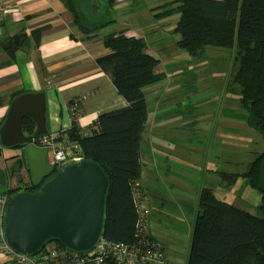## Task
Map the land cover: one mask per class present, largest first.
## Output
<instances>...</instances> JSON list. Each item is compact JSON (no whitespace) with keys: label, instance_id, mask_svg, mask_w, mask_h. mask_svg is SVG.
<instances>
[{"label":"trees","instance_id":"16d2710c","mask_svg":"<svg viewBox=\"0 0 264 264\" xmlns=\"http://www.w3.org/2000/svg\"><path fill=\"white\" fill-rule=\"evenodd\" d=\"M61 1L67 6L71 4L70 0ZM75 1L77 6L69 11L83 38L99 36L114 25L113 19L105 20L108 9H101L103 5L111 7L109 0L104 3L100 0V9L89 8L92 0L89 5L85 2L88 0ZM152 11L155 21L178 15L172 31L178 36L175 46L186 51L191 60L201 58L208 49L231 53L226 90L238 94L247 125L264 142V0H171ZM25 36L18 33L1 42L0 48L12 56L25 42ZM101 42L107 54L99 56L95 63L110 78L127 106L100 114L87 129L79 128L72 119L69 130L55 135L48 132L33 143L39 147L52 144L54 148H62L70 158L96 163L108 180L102 239L127 245L139 241L143 248L151 249L155 239L136 227L138 208H149L140 186L141 135L148 116L145 89L164 81L165 74L156 71L159 59L146 52L143 38L119 31L102 35ZM22 128L26 135L35 132L30 119L23 120ZM257 158L260 170L256 181L253 163L242 174L215 172H219L217 175L225 186L244 178L256 188L260 203L255 214L218 201L210 189L201 188L184 264H264V152ZM58 169L54 164L39 185L34 187L30 181L24 191L38 192ZM16 190L3 194L11 196ZM48 244L64 249L54 240L46 242L45 247Z\"/></svg>","mask_w":264,"mask_h":264},{"label":"rangeland","instance_id":"374dc122","mask_svg":"<svg viewBox=\"0 0 264 264\" xmlns=\"http://www.w3.org/2000/svg\"><path fill=\"white\" fill-rule=\"evenodd\" d=\"M109 1L111 7L103 5L101 9H108L110 18L105 20L113 19L115 26L106 33L125 31L129 36L142 35L147 45L146 52L159 59L156 71L165 74L164 81L145 89V103L151 117L156 116V120L161 118L162 123L174 126L173 136L176 138L172 144L186 148L188 158L184 164L173 161L177 158L171 157L168 173V176L176 175L186 184H172L166 175L160 178L162 189L159 194L178 205L170 204L161 210L149 205L151 232L169 250L178 249L185 256L201 188L210 189L218 201L255 214L260 203V193L255 187L244 178L225 186L218 175L210 171L242 174L253 163V181H256L260 170L257 156L264 152V142L247 125L238 94L226 90L228 62L223 61L226 58L212 55L213 50H207L205 56L191 60L186 51L175 46L178 36L172 31L178 15L163 21L153 19L152 9L171 0ZM85 2L89 5V0ZM184 135L189 138H180L186 137ZM181 141L185 142L180 146ZM177 153L183 155L182 151ZM51 247L52 244L47 245V248Z\"/></svg>","mask_w":264,"mask_h":264},{"label":"crops","instance_id":"0c3cea01","mask_svg":"<svg viewBox=\"0 0 264 264\" xmlns=\"http://www.w3.org/2000/svg\"><path fill=\"white\" fill-rule=\"evenodd\" d=\"M92 1L93 5L89 8L99 9L100 0ZM70 3L67 6L65 1L61 0L5 1L6 16L0 21V43L18 33H24L26 36L25 42L12 56L0 48V127L11 101L29 93L45 94V124L50 135L71 128L69 104L72 101L80 100L81 116L76 123L81 129H87L100 114L127 106V102L117 93L110 78L95 63L99 56L107 54L100 36L101 33L105 35L107 31L101 32L99 36L83 38L69 11L71 7L77 6L76 1L70 0ZM106 18H110L109 15ZM139 37L143 38L142 35ZM208 50H213L212 55H223L226 58L223 59L224 62L230 61L229 51ZM206 54L207 50L204 56ZM147 113L145 129L141 135L140 186L150 207L154 205L156 209L161 210L170 204H178L159 194L162 189L160 178L166 175V179H170L172 184H186L176 175L168 176L171 168L169 159L176 157L173 161L184 164L188 156L186 148L172 144L175 137L174 126L162 123L161 118L156 120V116L151 117L149 112ZM184 136L186 137L180 138H189ZM184 142L181 141L179 145ZM47 150V164L53 166V150ZM179 151L183 152L182 156L177 153ZM20 157L23 155L18 146L0 149V168L5 171L7 178L6 186L0 187V195L17 188L19 181L12 176L10 168L19 169L16 164ZM23 163L25 164L24 161ZM210 172L217 175L216 171ZM152 233L150 219V234L163 245L166 264H177L180 261L185 263L186 255L182 256L178 249L176 251L173 248L170 253L166 244ZM0 264L11 263L0 256Z\"/></svg>","mask_w":264,"mask_h":264},{"label":"water","instance_id":"95a60500","mask_svg":"<svg viewBox=\"0 0 264 264\" xmlns=\"http://www.w3.org/2000/svg\"><path fill=\"white\" fill-rule=\"evenodd\" d=\"M45 110L44 93L23 94L11 101L0 127V149H21L34 187L52 170L46 161L48 150L33 144L47 133ZM25 118L35 125L32 135L23 133ZM6 180L0 168V187L6 186ZM107 187V177L96 163L74 159L63 164L38 192L16 190L7 198L3 214L7 244L25 256L38 254L51 240L73 252L92 251L104 234Z\"/></svg>","mask_w":264,"mask_h":264},{"label":"built area","instance_id":"2783aa9c","mask_svg":"<svg viewBox=\"0 0 264 264\" xmlns=\"http://www.w3.org/2000/svg\"><path fill=\"white\" fill-rule=\"evenodd\" d=\"M6 0H0V21L6 16ZM69 116L77 120L81 116L79 101L69 105ZM46 149L53 150V165L59 168L68 161L79 159L70 158L62 148L46 145ZM7 195H0V256L11 264H166L165 249L155 240L151 249L143 248L139 241L136 245L114 243L101 240L98 245L88 252L77 253L66 248L55 247L42 249L38 254L25 256L12 250L4 237V217ZM136 221L137 230L141 233H150V210L147 206L138 208Z\"/></svg>","mask_w":264,"mask_h":264},{"label":"flooded vegetation","instance_id":"af4514ba","mask_svg":"<svg viewBox=\"0 0 264 264\" xmlns=\"http://www.w3.org/2000/svg\"><path fill=\"white\" fill-rule=\"evenodd\" d=\"M17 161H20V159H17ZM21 165H19V169L13 170V173H12V176H14L15 180L19 181V184H18V186L16 188L17 190H18V188L19 189L21 188V190L22 189L24 190L25 187L30 185V175H29V173L27 171V168H26V166H24L25 164L23 162L21 163Z\"/></svg>","mask_w":264,"mask_h":264},{"label":"clouds","instance_id":"9594fccd","mask_svg":"<svg viewBox=\"0 0 264 264\" xmlns=\"http://www.w3.org/2000/svg\"><path fill=\"white\" fill-rule=\"evenodd\" d=\"M20 161H21V163L24 161L25 162V160H24V158L23 157H20ZM26 164V163H25ZM9 196H7V198H8ZM45 247V246H44Z\"/></svg>","mask_w":264,"mask_h":264}]
</instances>
